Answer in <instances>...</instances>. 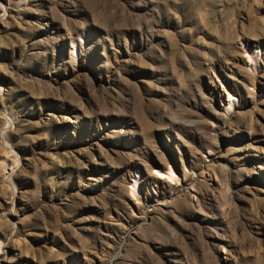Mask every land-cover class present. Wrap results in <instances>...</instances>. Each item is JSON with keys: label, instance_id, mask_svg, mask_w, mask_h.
<instances>
[{"label": "rangeland", "instance_id": "obj_1", "mask_svg": "<svg viewBox=\"0 0 264 264\" xmlns=\"http://www.w3.org/2000/svg\"><path fill=\"white\" fill-rule=\"evenodd\" d=\"M0 264H264V0H0Z\"/></svg>", "mask_w": 264, "mask_h": 264}, {"label": "bare ground", "instance_id": "obj_2", "mask_svg": "<svg viewBox=\"0 0 264 264\" xmlns=\"http://www.w3.org/2000/svg\"><path fill=\"white\" fill-rule=\"evenodd\" d=\"M250 60H251V63H254V59H253L252 55H250ZM253 67H254V65H253ZM230 105L232 106V104H230ZM157 177L159 178V180H166V179L174 177V173L172 171L164 172V173L158 172ZM132 189H133V192L135 191V193H136L138 191V186L137 187L133 186Z\"/></svg>", "mask_w": 264, "mask_h": 264}]
</instances>
